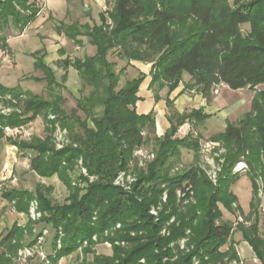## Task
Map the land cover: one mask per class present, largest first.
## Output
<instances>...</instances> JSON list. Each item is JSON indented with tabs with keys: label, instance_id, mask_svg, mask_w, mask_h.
<instances>
[{
	"label": "trees",
	"instance_id": "1",
	"mask_svg": "<svg viewBox=\"0 0 264 264\" xmlns=\"http://www.w3.org/2000/svg\"><path fill=\"white\" fill-rule=\"evenodd\" d=\"M28 1L0 0V52H7L10 47L6 30L22 34L40 15V8L28 9ZM247 1L234 0L229 6L227 0H112V27L106 26L103 15L101 25L81 27L86 30L84 34L76 23L72 27L74 38L86 37L96 54L63 64L65 70L74 67L83 86L91 89L77 100V109L71 114L63 110L62 96L45 100L9 90L0 83V105L12 110L8 115L0 114V141L4 138L20 151L32 152L31 171L40 178L57 176L70 187L72 172L82 159L89 175L99 176L81 197L75 191L69 205H54L43 184H38L34 192L13 189L3 194L5 200L15 203L18 213L29 214L32 201L38 202L40 222L51 226L55 234L54 253L48 255L52 264L77 252L85 242L89 246L85 253H90L98 238L112 244L114 255L96 257L93 264H227L238 260L235 239L230 238L237 229L264 264V237L259 235L258 221L250 228L244 224L234 227L235 222L223 221L220 210V205H224L237 211L236 215L242 213L232 191L239 175H231L240 163L250 167L254 194L250 215L259 208L255 198L260 193L264 195V90L257 91L264 86V0H256L252 7ZM189 23L192 27L187 29ZM247 23L253 34L244 38L241 26ZM79 42L75 40L76 44ZM112 54L126 59L128 64H151L150 89L167 87L172 94L187 74L192 82L185 89H197L206 99L222 85L231 90H255L251 109L239 124L230 123L225 132L212 138L221 140L227 149L216 182L200 166L174 176L167 169L172 158L180 159L181 149L197 155L201 147L203 138L198 134L177 137L180 127L188 121L198 127L211 117L202 110H192L169 115L170 128L154 141L156 158L133 192L113 186L117 173L134 163L135 151L149 146L151 140L146 133L156 132V122L153 112H137L140 86L147 76L140 72L120 88L126 68L118 69L111 60ZM36 66L44 71L43 80L50 90L61 87L51 67L40 61ZM167 104L168 108L173 107V100L168 99ZM79 111L85 115L84 121L78 116ZM50 114L55 116L54 121L49 119ZM39 117L46 123L43 139L16 141L6 136V127L21 129ZM57 123L69 131L78 144L76 149L55 150L52 133ZM77 127L81 134L76 133ZM151 209L158 210L157 220ZM118 224L120 228L116 229ZM32 225H15L0 238L4 250L0 252V262L6 264L10 261L8 256L16 257L21 248L35 243L37 236ZM163 230L167 233L164 236ZM109 231L113 236L105 237ZM27 234L32 241L23 240ZM182 240H187L183 249Z\"/></svg>",
	"mask_w": 264,
	"mask_h": 264
},
{
	"label": "rangeland",
	"instance_id": "2",
	"mask_svg": "<svg viewBox=\"0 0 264 264\" xmlns=\"http://www.w3.org/2000/svg\"><path fill=\"white\" fill-rule=\"evenodd\" d=\"M62 2L65 1L63 0ZM67 3L68 10L66 11L65 9V11H62L61 14L58 13V17H54L50 12L44 13L46 8L43 0L28 1V9L33 10L34 8H40V15L28 25L25 29L26 32L24 31L22 34L13 29L6 30L10 47L7 52H0V83L9 90L14 89L20 93L38 96L45 100H52L54 97L62 96V108L66 114H71L73 110L77 109V100L84 95H88L91 92V89L83 86L78 72L74 67L70 66L67 70H65L63 64L65 61L70 60V58L72 59L71 61H73L78 57H92L93 55L92 47L87 45L85 42L87 38L78 36L75 39L72 27L78 23L81 25L80 33L84 34V32L86 33V30L81 27L89 25L90 28H93L101 25L100 15L104 16L106 26L112 27L114 22V9L112 0H67ZM227 3L229 6H232L234 0H227ZM246 4L252 7L256 4V0H248ZM25 12L27 13L28 11L26 10ZM67 12L70 18H72L71 22L68 18L65 21ZM254 12L257 13V10H253V13ZM43 13L44 15H42ZM261 25L264 27V20ZM189 27H192L191 23L186 25L187 29ZM241 32L244 38L252 37V26L249 23L243 24L241 26ZM75 40L80 41L78 43L80 48L76 49ZM81 46L84 47L81 49ZM116 56L117 54H112L111 60L117 63L118 69L126 68V74L121 78V83L119 85L120 88L123 87L127 81L137 78L140 72L147 76L146 80L140 86V100H138L136 106L137 112H140L143 109L147 111V114H150L151 112L154 114L156 132L153 134H149L148 132L146 133V136L150 137L151 143L145 148V150L148 153H153L156 158L155 138L164 136L170 128L168 117L169 115L174 114V106L168 108L167 104L168 99H173V93L170 94L167 87L158 90L156 86L152 89L156 96L154 98L148 96L150 95V73L152 65L139 62H131L128 64L126 59H119ZM38 61L49 68L51 67L52 71L55 73L57 81L61 84V87H52L51 90L49 89L47 82L43 80V77L45 76L44 71L37 69L36 62ZM65 75L67 76L66 81L63 80ZM191 82L192 81L187 74L183 75V92H187L189 95H191V90L185 89V86ZM259 90H264V86L258 87L257 91ZM254 93L255 90L253 89L231 90L227 86L222 85L220 88V94H214L211 97V108L215 114L208 122H206V125H204L201 129H198V127H195L192 123L187 133H178L177 137L181 139L184 138V133H186V135L191 134V136H196L198 134L199 137L200 134H202V136L206 137L225 132L230 123L239 124L243 117L250 111ZM4 109L6 108L0 105L1 115L3 114L2 111ZM11 112H6L4 115H8ZM188 112L186 111L184 113ZM51 116L52 115L50 114V120H52L50 118ZM78 116L81 117V120L83 121L86 119V117H84L85 115L81 111L78 112ZM90 125L92 126V124ZM45 127L46 123L44 119L39 117V119L35 120L33 123L21 128L19 132H13L10 136L16 141H30L35 137L43 139L46 136ZM75 131L76 133H82L78 127ZM212 138H203L197 155L194 154L193 151L181 149L180 159L177 160L176 158H172L169 162L170 164L167 169H169L170 175L174 176L192 166H200L212 175L216 173V177L218 178V174L220 172L219 169H221V166L225 163L227 149L221 140L214 141ZM52 142L55 150L57 151L72 150L78 147V144H76L70 136L69 131L63 128L60 123H57L54 127ZM6 144L8 145L9 142L3 138L0 141V238H3L15 225L25 227L32 223L34 236H38L43 230L49 231L43 245V252H45V256L48 257V255L54 253L53 241L55 234L52 227L47 226L45 222L32 221L29 214L18 213L15 208V203L5 200L3 194L13 189L27 188L34 191L38 184H43L45 188L48 189V191L45 192L48 193L54 205H69L73 203L72 194L75 191L78 190L79 197H81L86 193L91 183L99 180V176H90L88 172L87 176L84 175L82 172V168L84 167L83 164H81L82 159H80L77 163L75 171L72 172V186H70L72 188L63 184L57 176L49 179L38 178L29 169V160L33 155L32 152H22L18 148V150L12 151L15 153V157L13 156L12 159L8 160V163L10 162L8 169L3 170V164L6 162ZM57 145L63 146V148L61 147V149L59 148L60 146L58 147ZM8 146H11V144ZM13 158L17 159L16 164L13 163ZM134 158V163H131L128 167L129 169L125 170L127 176H124V178L120 180L121 184H124L125 187L118 185V175L121 171L117 173L112 182L114 187L122 189L127 193L133 192L143 174L148 175L149 165L155 160L145 161L140 158L141 161H144L143 165H141L140 159H137L135 156ZM252 161H255V159L253 158ZM12 164L14 165L12 166ZM236 167L238 166L236 165L235 168ZM235 168L232 170L231 175L235 177L239 176L232 185V191L234 195L237 196V204L239 205L238 208L242 213L238 212L236 215L237 211H230L224 205H220V210L223 214V221L232 224L235 222L236 216L239 215L243 217L247 223H249H243V227L245 228L252 227L258 221L260 226L259 235L264 237V211L262 210V207L264 208V195L260 193L259 197L255 198L256 204L257 206L259 205V208L256 214L250 215L252 213V202H254L253 184L251 178L249 177L250 167H247L246 165L243 170L237 172ZM129 175H131V177H128ZM85 178L88 179V182H85ZM14 180L17 181L14 182ZM164 197L163 201L165 202ZM154 211L157 212V215H155ZM150 213L157 220L158 210L151 209ZM93 221H95V217L93 218ZM116 229L118 228L116 227ZM238 230L239 229H237L235 233L239 232ZM235 233H233L230 237L232 240H234ZM166 234V231L163 230L162 235L164 236ZM60 236L62 237L63 235ZM108 236H113L110 231L105 233V237ZM31 238L32 237H29L27 234L23 240L30 242L32 241ZM34 238L35 237H33V239ZM99 239L100 238H98L99 242H97V238H94V241L97 243L91 247L90 253H85V249L89 246L88 244L86 246L83 244L77 252L60 259L57 264H93L96 257H113V248L105 246V243L108 241L104 242ZM59 241L61 242V239H59L58 242ZM186 241L187 240L181 241V249L185 247ZM121 245L123 247L126 246L125 243H121ZM3 251L4 250L0 245V252ZM8 259L10 261L6 264H19L15 256H8ZM48 260H44L42 262L41 258L36 255L35 257H32V259H29L28 264H48ZM0 264L3 263L0 262ZM50 264L52 263L50 262Z\"/></svg>",
	"mask_w": 264,
	"mask_h": 264
},
{
	"label": "crops",
	"instance_id": "3",
	"mask_svg": "<svg viewBox=\"0 0 264 264\" xmlns=\"http://www.w3.org/2000/svg\"><path fill=\"white\" fill-rule=\"evenodd\" d=\"M62 1L63 0H43V2L45 4V8H46L45 11H44V13L45 12H50L52 14V16L58 17L57 16L58 13L61 14L62 11H65V9H66V11L68 10L67 0H64L65 2H62ZM60 3L61 4L63 3L62 6H61ZM44 13L42 15H44ZM67 18L70 19V22L72 21V18H70L68 12H67V15L65 17V21L67 20ZM86 40H85L86 44L89 45L90 47H92V45H90L88 43V40L87 41ZM83 47L84 46H81V49ZM77 48H80V46L78 44H76V49ZM92 50H93V55L92 56H94L96 54V48L95 47H92ZM71 57H73V56H71ZM78 58L79 59H84L86 57H83L82 56V57H78ZM70 60H72V59L70 58ZM183 91H184V85L181 84L178 88H176V90L172 94L174 111H176L179 114H183L186 111L187 112L188 111L190 112L192 110H202L204 113H206L207 115H210L211 117L215 114V113H213V110L211 108V100H212L211 97L212 96L209 97V100H208V99L204 98L197 91V89L191 90L190 91V94L191 95H189L187 92L185 93ZM149 94L150 95H148V96H151L152 98L155 97V94L153 93V90L152 89H150ZM212 95H214V93ZM138 113L141 114V115H147V111H145L143 109L140 112H138ZM210 118L208 120H206V122H208L210 120ZM206 122H204L203 124L199 125L198 126V129H201L204 125H206ZM192 123L194 124V122H192ZM192 123H191V121H188L186 124H184L183 126H181L180 129H179L180 131L178 133H181V132H186L187 133L188 132V129L190 128V125H192ZM186 133H184L185 136H186ZM6 136L11 137L8 134H6ZM200 136L203 137L204 139H210V138H212V137H214L216 135H210V136H206L205 137V136H202V134H200ZM8 145H10V144H8ZM8 145L6 144V147H5L6 162L3 164V170L4 169H8V167L10 165V162L8 163V160L12 159V157L15 155V153H13L12 151L13 150H18L17 147H15L13 145H11V146H8ZM16 162H17V159L16 158H13V163L16 164ZM13 165L14 164H12V166ZM29 169H30V167H29ZM31 172L33 174H35L33 171H31ZM38 178H40V177H38ZM24 189L25 190H29L31 192H34L35 191V190L33 191L32 189H27V188H24ZM35 189H36V187H35ZM262 210L264 211V208L263 207H262ZM21 214H23V213H21ZM235 236H236V237H234V239H235V249L237 251L239 264H263L258 259L255 251L252 249V246L248 242H246V241H244L242 239L241 233H237Z\"/></svg>",
	"mask_w": 264,
	"mask_h": 264
},
{
	"label": "built area",
	"instance_id": "4",
	"mask_svg": "<svg viewBox=\"0 0 264 264\" xmlns=\"http://www.w3.org/2000/svg\"><path fill=\"white\" fill-rule=\"evenodd\" d=\"M222 86H218L215 90H214V94H219L220 93V88H221ZM6 112L7 113H9V112H11V108L10 109H4L3 111H2V113L3 114H6ZM52 120H54L55 119V116H51L50 117ZM19 130L20 129H11V128H9V127H6L5 128V133L6 134H8V135H10V134H12L13 132H19ZM67 132V131H66ZM207 142V141H206ZM208 143V142H207ZM61 145V144H60ZM60 145H57L58 147L60 146ZM63 148V146H60L59 148ZM61 148V149H62ZM134 156L138 159H143V160H145V161H153L154 159H155V156H154V154L153 153H148L146 150H145V148H141V149H138L137 151H135V153H134ZM141 159H140V164L141 165H143V160L141 161ZM81 164H82V162H81ZM238 167H236L235 168V170H236V172L237 171H241V170H243L244 168H245V166L246 165H244L243 163H240V164H238L237 165ZM243 166V167H242ZM221 169H219V171H220ZM82 172H83V174L84 175H86L87 176V170L85 169V168H82ZM207 174H208V176L210 177V179L213 181V182H216V180H217V177H216V173L214 174V175H212V174H210V173H208L207 172ZM124 176L126 177L127 176V173L125 172V171H121L120 173H119V175H118V180H119V183H118V185H121V186H123V187H125L124 186V184H121V179L122 178H124ZM128 177H131V175H129ZM17 180H14V182H16ZM128 188V187H127ZM0 189H1V186H0ZM192 194V193H191ZM166 199H167V197H166V195H165V197H164V200L166 201ZM155 212V215H157V212L156 211H154ZM29 217L31 218V220L32 221H34V222H37V221H40V219L42 218V214L39 212V210H38V202L37 201H34V202H32L31 203V205H30V209H29ZM249 224V223H247V221H245L244 219H243V217H241V216H239L238 215V217H237V219H236V221H235V223H234V227H236V226H238L239 224ZM120 225H118V226H116L117 228H120L119 227ZM48 230H43L42 231V233H40L38 236H37V238H36V241H35V243L33 244V245H31V246H25V247H23V248H21L18 252H17V255H16V260H17V262L19 263V264H28V261H29V259L31 258L32 259V257H35L36 255H37V257H40L41 258V260H42V262L44 261V260H48V257L47 256H45V252H43V245H44V243H45V241H46V235L48 234ZM60 235H63L61 232H60ZM117 244H119V242H117ZM122 244H124V243H122ZM87 245V242H85L84 243V246H86ZM105 246L106 247H109V248H112V244L110 243V242H106L105 243ZM61 247V243H60V241L58 242V248H60ZM48 262V264H50V261L48 260L47 261ZM142 263H144V260H142L141 261ZM229 264H239V262H238V260H236V261H233V262H231V263H229Z\"/></svg>",
	"mask_w": 264,
	"mask_h": 264
},
{
	"label": "bare ground",
	"instance_id": "5",
	"mask_svg": "<svg viewBox=\"0 0 264 264\" xmlns=\"http://www.w3.org/2000/svg\"><path fill=\"white\" fill-rule=\"evenodd\" d=\"M243 167V166H242Z\"/></svg>",
	"mask_w": 264,
	"mask_h": 264
}]
</instances>
